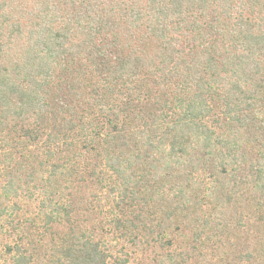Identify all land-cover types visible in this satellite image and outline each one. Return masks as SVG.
Instances as JSON below:
<instances>
[{
	"label": "trees",
	"instance_id": "obj_1",
	"mask_svg": "<svg viewBox=\"0 0 264 264\" xmlns=\"http://www.w3.org/2000/svg\"><path fill=\"white\" fill-rule=\"evenodd\" d=\"M0 177L8 264H264V0H0Z\"/></svg>",
	"mask_w": 264,
	"mask_h": 264
},
{
	"label": "rangeland",
	"instance_id": "obj_2",
	"mask_svg": "<svg viewBox=\"0 0 264 264\" xmlns=\"http://www.w3.org/2000/svg\"><path fill=\"white\" fill-rule=\"evenodd\" d=\"M35 147V146H34ZM37 154H40L44 152V149H43V144H39V146L33 148ZM38 159V158H37ZM37 163V160H34L33 161V164ZM1 178V177H0ZM2 180L0 179V182ZM39 197L37 193H35L34 195H32L29 199V198H26V197H23L20 201L22 202L21 203V211H20V216L21 218H18L19 220V223L23 222L22 220H24V218H26L27 214L31 212V215L32 212H33V207L35 206L36 204V198ZM25 203V204H24ZM82 212V211H81ZM29 215V216H31ZM25 216V217H24ZM82 217H84V215H82V213L79 214V218L82 219ZM21 219V220H20ZM89 221V220H88ZM20 223V224H21ZM42 230V229H41ZM252 231V232H251ZM250 232H248L250 235H252L253 233H255V229L251 230ZM40 231H36L34 234H35V237H39V236H42L43 235V232L39 233ZM45 234V233H44ZM253 236V235H252ZM6 240V234L5 232H1L0 231V246H1V243L2 242H5ZM14 240V239H13ZM11 241V240H10ZM13 241L9 242L10 244H13L12 243ZM44 246L46 245V247L43 246V248H39L38 250L34 251V260H33V263L32 264H49V254L52 250V242H50V239L49 237L47 238H44L43 239V243ZM7 259L8 257L3 255L1 252H0V264H8L7 263ZM127 264H135L134 261H130L128 262Z\"/></svg>",
	"mask_w": 264,
	"mask_h": 264
}]
</instances>
